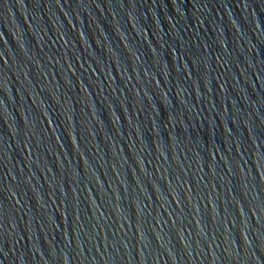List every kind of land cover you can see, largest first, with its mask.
<instances>
[{
  "label": "water",
  "instance_id": "water-1",
  "mask_svg": "<svg viewBox=\"0 0 264 264\" xmlns=\"http://www.w3.org/2000/svg\"><path fill=\"white\" fill-rule=\"evenodd\" d=\"M0 264H264V0H0Z\"/></svg>",
  "mask_w": 264,
  "mask_h": 264
}]
</instances>
